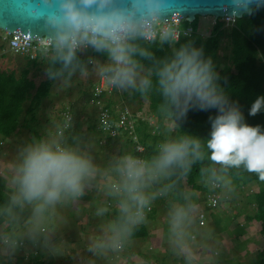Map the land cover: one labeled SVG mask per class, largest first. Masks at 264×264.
Wrapping results in <instances>:
<instances>
[{
	"label": "clouds",
	"instance_id": "clouds-1",
	"mask_svg": "<svg viewBox=\"0 0 264 264\" xmlns=\"http://www.w3.org/2000/svg\"><path fill=\"white\" fill-rule=\"evenodd\" d=\"M173 0H17L20 14L26 24L39 25L48 36L44 46L51 54L52 66L47 69L51 80L67 71L70 78L79 64L77 52L91 47L106 55L107 63L97 69L111 88H132L142 96L155 92L160 97L158 111L166 120L180 128L190 110L208 111L211 130L209 138L202 140L193 135L165 136L154 148L149 159L125 153L113 164L116 187L110 194L117 198L119 217L108 226L117 237L132 234L133 228L146 219L145 209L150 208L159 196L173 191L178 182L199 168L201 181L211 188L228 187L232 169L255 174L264 181V130L251 126L235 102L218 83L219 76L210 58L203 50L182 45L171 59L154 61V67L143 74V65L137 57L153 60L146 49L134 44L147 38L158 21L174 14ZM248 0H232L234 12L243 9ZM164 40L176 39L169 26L161 33ZM59 65V67H56ZM83 71V70H82ZM67 82V81H66ZM264 110V95L251 104L249 115ZM12 177L14 190L8 202L0 206V215L12 224L18 223L17 210L31 207L28 223L37 221L49 208L83 195L86 182L96 173L92 160L71 147L58 142L37 138L27 143L19 153ZM175 176L176 180L172 177ZM168 181V183H162ZM160 185L155 191H148ZM186 203H175L170 208L169 228L179 243L183 224L193 210L189 194ZM14 249L16 232L5 233L2 241ZM103 240L89 250L103 247Z\"/></svg>",
	"mask_w": 264,
	"mask_h": 264
},
{
	"label": "trees",
	"instance_id": "trees-1",
	"mask_svg": "<svg viewBox=\"0 0 264 264\" xmlns=\"http://www.w3.org/2000/svg\"><path fill=\"white\" fill-rule=\"evenodd\" d=\"M196 21L197 17L194 19L193 23H196ZM188 24L189 23L187 21H184L183 25L187 26ZM191 24L192 22L190 25ZM191 26L194 30L193 33L190 36L181 37L177 41H172L170 38L167 40L158 38L150 42L145 41L143 38H139L134 41L135 45L139 48L146 49L153 56V60L137 57L143 65L144 74H147L148 70L154 67V61L158 62L171 59L175 51L182 45L190 44L193 47L200 48L203 50L204 58L211 59L214 70L220 78L218 83L228 95L229 101L238 104L245 117V122L251 126L260 125L262 130H264V110L255 116L249 115L251 104L258 96L264 95V9L254 8L250 15L244 14L242 17L236 18L234 21H230L228 23L218 18L214 21V24L210 28V31L208 32L209 34L206 37H202L199 34L196 26ZM223 38H226L229 41V64H219L218 62H215L217 50ZM100 54H102L103 57L106 56L103 53ZM80 56L81 55L77 53V59H80ZM51 59V57L48 58V68L52 66ZM56 67H59V65H56ZM10 79H12L11 76ZM52 82L53 80L47 78L39 86H36L29 79L24 77L18 79L17 85L12 86V89L9 87L7 89L3 87L0 88V137H8L22 126L31 127L33 123L38 120L37 111L42 103V100L49 95V89ZM113 91L116 93L117 89H112V92ZM112 92L111 94L103 93V95L105 94V105L111 109L112 119H116L119 111L123 109V107L127 106L126 104H128V102H126V100L129 101V103H131L130 101L145 100L146 104L144 105V108L139 110L143 119H137L133 133L137 138L136 141L131 135H128L127 130H125L122 135L117 137L100 133V131L97 130V117L95 118L96 123L94 119L88 122L87 130L94 133V139L96 134L97 144L99 145L98 150L104 152L106 157H108L107 153L114 155V158L112 159L113 163L110 165V168L113 166L115 161L125 153L134 154L142 159H149L154 154L155 145L165 136L175 137L179 135H193L201 138L202 140L209 138L211 130L209 116H215L217 114L215 109L208 111H199L195 109L190 110L187 117L180 122V128L174 125L173 131L164 133L162 129L164 127L165 118L162 117L158 111L160 97L155 92L145 97L132 88L128 91L122 90L118 93V96L123 101H115L112 96ZM92 97V93H90L89 97L85 99V101L87 102L91 100ZM26 101H28V105L24 107L23 105ZM81 110L82 109L74 111V106L72 105L70 109H62V112H59L61 119L59 120L58 127L61 129V134L58 136L56 142L65 147L72 146ZM139 111H133L132 113L135 114ZM63 112H68L71 116V120L67 126H65ZM150 115L155 118L156 122L155 126L157 132L154 131V133L151 132L153 128L147 120V117ZM101 139H103V142H100ZM137 143L143 145V152H137L135 150V145ZM202 166L204 165H194L191 174L180 180L176 188L167 194L169 196V203L173 201H177L178 203L185 202L184 193L186 186L200 191L202 194L200 199L195 198L194 194L191 195L189 198L192 203L204 201L205 198L207 200V194L210 192L219 193L220 187L211 188L209 186H205V184L201 181L199 168ZM228 175L235 187L241 188L246 184L256 185L257 189L252 194V202L255 205V209L250 217L263 223L261 234L264 236V181H260L255 174L247 173L243 170V168L239 170L232 169L229 171ZM105 177V179H99L100 185H105L107 188L105 199L112 200L114 203H117V198L110 194V191L113 190V187L116 185V174L113 171L110 175H105ZM172 179L176 180V177L173 176ZM162 183H168V181H163ZM158 187H160V185H155V188ZM11 193V191L9 192L8 190H5L4 180L0 179V206L8 202V198ZM91 197L92 196L88 198ZM220 199L221 195L220 198H218V203ZM161 200L163 199L161 198ZM154 209V207H150L148 214H146V219L149 215L150 217L153 216ZM17 214L18 223L16 224L10 223L5 216L0 215V221L3 219V222L5 223V227L2 228L0 226V244H3L2 241L4 234L12 231L13 228L16 232L17 241L22 242V245L15 246V250L12 249L13 251H16V249L19 250L20 247L22 249H26L28 245V247L32 248V245L29 244L31 241L28 239H21L22 235H20L23 230L21 225L25 221H27L26 224H29L28 221L32 215L31 207L26 206L23 211L17 210ZM105 215L107 214L105 213ZM118 217V208H114L112 224L117 222ZM46 226L48 229H54L52 222ZM43 230L44 228L41 227V231ZM29 234L32 236L31 238H33V244L34 242H40V240L45 238L44 236L35 237L32 235V232ZM147 234L148 229L143 222L136 225L132 230V234L128 237L130 239L145 238ZM124 237V235H121L118 237V240L123 242ZM6 247L8 246L6 245ZM96 249L99 250L98 247H96ZM41 253L43 252H37L36 250H33L30 253H23L22 255L16 256V262L17 264L23 262L25 259L24 255L26 254L28 255V258L31 259L32 264H44L41 259ZM260 253L261 256L258 259L257 264H264V247L260 250ZM1 259L2 257L0 255V260Z\"/></svg>",
	"mask_w": 264,
	"mask_h": 264
},
{
	"label": "rangeland",
	"instance_id": "rangeland-1",
	"mask_svg": "<svg viewBox=\"0 0 264 264\" xmlns=\"http://www.w3.org/2000/svg\"><path fill=\"white\" fill-rule=\"evenodd\" d=\"M196 17V23L192 22L191 25L196 26L197 31L202 37H206L215 19L212 16ZM222 20L225 22L227 21L225 19ZM7 37L8 35L6 32L0 30V44H2V47L7 45ZM81 55L80 59H77L79 64L76 66V71L70 78L67 77V71L64 72V75H61L62 78L60 79L62 81L58 82L55 86L54 94L51 95V99H48L47 102L38 109L37 118L41 124L55 128L58 127L59 123L51 121V113L55 114L58 108L60 109V107L69 104V107H72V105L75 107V111H79V109H82V111L87 110L89 115H85L82 121H79L77 129H75L74 138L77 140L76 146L78 148L77 150L76 147L72 148L76 151L79 150L78 152L85 154L92 160L93 164L96 166V173L92 179L86 182L83 195L75 199L63 201L54 208H49L45 212L46 214H43V217L37 221H33L29 224H26L27 221H25L21 225V228H23L20 233V235H22L21 239H28L31 241L29 244L32 245V248L28 247V245L26 249L20 247L19 250L16 249V251H13L15 248L12 250V248L9 249L6 245L0 244V255L2 257L0 264H17L16 256L22 255L23 253H30L33 250L50 254V257H45L51 260V262L60 261L66 264L67 259H70L68 261H71V264H121L114 256V253H154L152 254V258L158 261V264H163L161 262L162 255L171 253L172 255L178 256L182 263L190 264L192 262H197L195 258L196 253H214V256L225 253L224 249H221L223 244L220 240L222 235L220 233L224 230L226 223L233 222L239 225L240 221L243 222V218H246L243 217L245 213L254 212L253 208H255V205L252 202V194L257 189L254 184H246L238 188L235 187L232 182L228 187H220L219 193L216 194H218L219 198L221 195V199L216 207H207L206 198L204 201H197L194 203L190 201L193 205V210L184 221L182 232L179 237V242L181 241L189 246H184V253H186L187 261L182 257V251L177 247V238L170 231L168 223L169 210L173 204L178 202L173 201L169 203V196L167 194L161 195L153 201L151 205V207L155 208L153 216L150 217L149 215V217L144 220L147 229L150 230L152 239L147 236L145 238H133L132 240L125 239L126 241L120 242L115 233L108 231V226L112 224L111 218L113 216V209L118 207L117 203L105 199L107 188L105 185H100L99 179H103L105 175L108 176L113 172L112 166L110 168V165L113 163L112 159L114 155L107 153L108 157H106L104 152L98 150L99 145L97 144L96 134L94 139V133L89 132L86 125V122H90L93 119L95 120L96 111L89 102L85 103V99L89 97L92 86L97 82V78L99 77L97 69L100 65L108 61L106 56L100 58L96 55V51H93L91 47L82 50ZM229 55V41L223 38L217 50L215 62L219 64H229ZM143 74L144 71L142 75ZM129 89H127V91ZM122 90L123 89H117L116 93L115 91L112 92L115 101L122 100L118 96V93ZM126 102H128L129 105H126L132 112L141 110L146 104L145 100L130 101L131 103L126 100ZM151 115L147 117V120L153 130L156 131L155 118L153 116L151 117ZM173 127L174 123L172 121L164 120V127L162 129L164 133L173 131ZM50 137L54 141L58 139L56 135L53 136L51 133ZM84 137H87L88 141L84 139ZM3 174L4 172L1 169L0 175L4 176ZM11 181L12 179L9 181L10 186L14 187ZM155 189V185H153L148 191H155ZM185 193H188L189 197L194 194V197L197 199H200L202 196L200 191L194 190L189 186L185 187ZM90 196L92 197L88 198ZM161 198L163 200H161ZM183 203H186V201ZM68 207H70L73 214L68 212L70 211ZM200 211L205 214L203 225H199L197 220ZM241 211H244V213ZM105 213L108 215H105ZM242 213L243 215H241ZM66 217L71 219L68 220ZM78 221L81 222V225ZM50 222L54 225L53 230L46 228V225ZM4 224L3 221H0V226L2 228L5 227ZM41 227L44 228L43 231H41ZM161 230H164V236L160 240ZM31 232L35 237H45L40 240V242L35 240L37 247L32 243L33 238H31L32 236L29 234ZM218 234L219 237L217 236ZM126 237L127 236L124 238ZM157 237L160 238L157 239ZM101 240L105 242L103 247H98L99 250L96 248H93L91 251L89 250L90 246ZM151 240H153V242ZM125 242H127V244H125ZM232 243L233 250H237L235 252L237 253L238 250L241 249V246H239L238 242L232 241ZM129 245L130 247H128ZM259 247H263V243L260 242ZM110 255L112 256L110 257ZM167 257L169 258L170 254H167ZM211 257L210 255L207 257L209 264L211 263ZM127 261L133 264H141L140 262L142 260L140 262L138 260L134 261V258L130 259L129 257L124 259L122 264H127ZM19 264H32V261L29 258H25L24 261ZM166 264H168L167 261Z\"/></svg>",
	"mask_w": 264,
	"mask_h": 264
},
{
	"label": "crops",
	"instance_id": "crops-1",
	"mask_svg": "<svg viewBox=\"0 0 264 264\" xmlns=\"http://www.w3.org/2000/svg\"><path fill=\"white\" fill-rule=\"evenodd\" d=\"M82 50L84 49L78 50L79 52L77 53L81 55ZM96 55H98L100 58H103L100 52H96ZM49 57H51V54L44 51V52H39V54H37L35 59L30 60L28 59L27 56L21 55L19 53L10 50L7 45L2 47V44H0V88L3 87L7 89L9 87L12 89V86L17 85V80L24 77L29 79L36 86H39L43 81H45L48 78L46 73L48 69ZM62 75H64V73ZM10 76L12 77V79H10ZM60 78H62V76L53 80L49 89V95L42 100V103L39 106V108L42 105H44L48 99L49 100L51 99V95L54 94L55 86L57 85L58 82L62 81ZM90 101L91 100L87 102L85 101V103L89 102V104L96 111L95 113L97 117V107L91 104ZM26 105H28V101H26L23 106L25 107ZM70 107L69 104H66L63 107H60L61 109L58 108L55 114L51 113V118H52L51 121L59 123V120L61 119L59 112H62V109H66V108L70 109ZM75 110L76 109L74 107V111ZM85 115H89V112L87 110L86 111L81 110L79 114L80 122L85 117ZM87 123L88 122H86V125ZM58 130L59 127L51 128L50 126H45L41 124L37 120L35 121V123H33L31 127L22 126L18 128L17 131L11 134L10 136L0 137V170L2 169V171L4 172L3 174L4 176L0 175V179L4 180L5 190H8L9 192L10 191L12 192L14 190V187L10 186L9 181L10 179H12L13 175L15 174L14 165L19 162V153L22 150V148L30 141H34L40 137H43L45 139H51L50 133L53 136L56 135V137L58 138ZM84 139L88 141L87 137H84ZM76 145H77V140L74 138V142L71 148L76 147L77 150L78 147ZM68 210H70L68 211L69 213L73 214L70 207H68ZM241 212L244 213V211ZM243 213L241 215H243ZM251 215L252 213H245V216L243 217L246 218H243L244 221L243 222L240 221L239 225L238 223H233V222L230 223L228 222L225 224L224 230L222 231V233H220L222 234L220 240L221 243L223 244L221 249L222 250L224 249L225 253H220V255L218 254L217 256H214V253H196L195 258L197 259V262H192L190 264H209V261L207 260V257L209 255L212 256L210 259L211 260L210 264H257L258 259L261 256L260 250H262V248L264 247V236L261 234L263 223L261 221H257L256 219L251 218L250 217ZM66 219L70 220L71 218L66 217ZM1 220L4 221L3 219ZM163 231L161 230L160 233L161 238L157 237V239L160 238L161 240L163 238L164 236ZM147 236L149 238L152 237L149 229ZM217 236L219 237V234ZM125 239L132 240L127 236L126 238L123 239V242L126 241ZM151 241L153 242V240ZM232 241L238 242L239 246H241V249H239L237 253H235L237 250H233ZM260 242L263 243V247H259ZM179 243L182 244L183 246H188L187 244L182 243L181 241ZM125 244H127V242H125ZM34 245H36L37 247L36 242H34ZM128 247H130V245ZM181 253L183 254L181 255L184 258V260L187 261L186 259L187 256L185 255L186 253H184V251H182ZM41 254H42L41 259L43 260L44 264H66L64 262L61 263L60 261L51 262V260L47 258L50 257V254L48 253H41ZM152 254L154 253H114V256L118 259L119 263L121 264L124 261V259H127L129 257L130 259L134 258V261L138 260L140 262L142 260L140 262L141 264H145V263L158 264L159 262L152 258ZM167 254H170L169 258L167 257ZM112 255H110V257ZM24 257L28 258V255L25 254ZM68 260L70 259H67V264H71V261ZM166 261L168 262V264H186V263H182L178 256L172 255L171 253H165L164 255H162L161 262L163 264H166ZM127 264H133V263H129L127 261Z\"/></svg>",
	"mask_w": 264,
	"mask_h": 264
},
{
	"label": "built area",
	"instance_id": "built-area-1",
	"mask_svg": "<svg viewBox=\"0 0 264 264\" xmlns=\"http://www.w3.org/2000/svg\"><path fill=\"white\" fill-rule=\"evenodd\" d=\"M222 19L227 20L226 23L230 21H234V18L224 17ZM184 21H186L183 17H180L179 20H165V21H158L156 28L151 31L147 38H143L145 41L150 42L161 37V33L165 31L169 26L175 31L177 38L172 39V41H177L181 37L190 36L193 33V27L190 25L191 22L187 26H184ZM7 37V46L10 50L19 53L21 55H25L28 59L32 60L35 59L39 52H44L45 45L47 43L39 42L34 38L32 40H27L23 37H20L14 33H8ZM89 48V47H86ZM85 49V48H81ZM80 50V49H79ZM112 89L102 78L97 79V82L94 83L91 89L92 99L91 104L97 107V130L104 134H108L112 137H117L123 134L125 130L128 131V135H131L133 139L136 141V136L133 134L134 129L137 123V119H143L141 113L133 114L132 111L127 107H123L119 111V114L116 119H112L111 109L110 107L105 105V94H110ZM103 93H105L103 95ZM63 117L65 119V126L68 125L69 121L71 120V116L68 112H63ZM154 133V130H151ZM61 134V129L58 130V136ZM103 142V139L100 140ZM135 150L137 152H143L144 147L143 145L137 143L135 145ZM142 159V158H141ZM116 185L113 187L115 188ZM217 192H210L207 194V206L215 207L218 203V194ZM150 208H146L145 216L148 214ZM204 217L205 214L203 212L198 213V223L199 225L204 224ZM3 243V242H2ZM4 244V243H3ZM22 245V242L17 241L16 246ZM36 254V253H34Z\"/></svg>",
	"mask_w": 264,
	"mask_h": 264
},
{
	"label": "water",
	"instance_id": "water-1",
	"mask_svg": "<svg viewBox=\"0 0 264 264\" xmlns=\"http://www.w3.org/2000/svg\"><path fill=\"white\" fill-rule=\"evenodd\" d=\"M21 5L17 0H0V30L14 33L27 40H38L48 43L49 38L39 25L26 24L20 14ZM171 8L174 14H169L165 20H179L183 17L187 22H193L196 16H212L215 20L224 17L240 18L250 15L254 8L264 9V0H248L246 6L234 12L232 0H173Z\"/></svg>",
	"mask_w": 264,
	"mask_h": 264
}]
</instances>
